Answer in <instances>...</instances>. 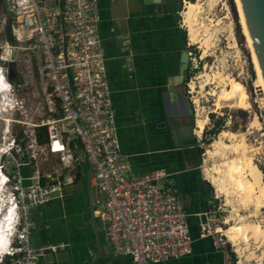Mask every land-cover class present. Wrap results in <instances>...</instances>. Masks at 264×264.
<instances>
[{
    "label": "built area",
    "instance_id": "obj_1",
    "mask_svg": "<svg viewBox=\"0 0 264 264\" xmlns=\"http://www.w3.org/2000/svg\"><path fill=\"white\" fill-rule=\"evenodd\" d=\"M99 19L97 0H0V223L13 230L0 248V264H38L43 252L59 253L63 242L32 241V209L60 196L80 164H87L95 193L92 215L103 224L113 252L128 254L131 264H145L191 250L183 201L168 182L169 172L163 167L134 171L121 151ZM7 24L11 43L5 38ZM16 49L26 56H15ZM192 58L188 50L189 66ZM8 61L17 66L13 80L7 76ZM21 84L45 107L39 121L18 111L23 98L15 90ZM40 125L46 131L43 141L37 139ZM254 136L259 137L257 131ZM42 154L58 158L57 165L43 170ZM216 197L211 193L197 225L230 264L223 207Z\"/></svg>",
    "mask_w": 264,
    "mask_h": 264
},
{
    "label": "crops",
    "instance_id": "obj_2",
    "mask_svg": "<svg viewBox=\"0 0 264 264\" xmlns=\"http://www.w3.org/2000/svg\"><path fill=\"white\" fill-rule=\"evenodd\" d=\"M97 5V30L121 151L134 171L163 167L169 172L168 182L182 198L192 236L188 254L145 264H224L225 256L210 236L199 234L197 225L211 192L198 167L192 115L181 112L175 96L182 94L179 58L186 41L179 1L97 0ZM70 184L60 196L32 209V241L64 243L57 255L50 251L51 258L43 252L38 264H131L128 254L110 249L102 224L95 228L100 221L92 212L91 219L86 209L85 178L77 174Z\"/></svg>",
    "mask_w": 264,
    "mask_h": 264
},
{
    "label": "rangeland",
    "instance_id": "obj_3",
    "mask_svg": "<svg viewBox=\"0 0 264 264\" xmlns=\"http://www.w3.org/2000/svg\"><path fill=\"white\" fill-rule=\"evenodd\" d=\"M178 1L179 12L180 10H184L186 1L197 2L199 6L198 20L202 28L200 33L201 38L204 39L203 42L194 43L188 40L187 29L183 25V18L179 13V22L186 40L183 50H191V56L193 57L190 60V66L185 71V74L188 73V75H186L185 80L181 82L180 88L182 94H184L193 109L191 119L194 127L198 128L199 124L205 123L200 133L201 135L198 136L196 141L199 150L198 167L203 172L204 167L217 163L223 159L221 158L222 155L219 154L207 157V154L204 153L207 145L212 142V140L216 139L220 132H242L244 133L246 142L249 143L253 150L249 151L247 156L251 158L252 162L257 164L264 176V141H262L260 136H254L253 133L257 130L248 127V122H250L254 116L259 117L262 121V108L259 102V95L257 94L258 81L251 51L248 44H246V37L242 32L240 16L235 1ZM207 35L208 37L210 36L209 44L205 41ZM16 50L15 56H26L19 49ZM13 66L17 67L15 63ZM17 81H20L18 76L15 79V82ZM223 87H225L226 93L224 94L225 96H220V91ZM15 91L17 96L23 98V102L20 103L18 107V111L22 115V118L27 119L30 115H33L34 118H32V120L39 121L41 117H45V107L43 103H37L23 84ZM219 116L223 119L221 126L215 133L209 132L213 127V120ZM236 144L237 143L233 144V150L237 149ZM226 151L223 152L225 156L230 158L233 157L236 163L241 162L237 158L239 154L234 156L235 153L233 154L231 151ZM57 161L58 158L53 155L45 156L42 154L38 158V163L43 170L51 169L53 165H57ZM86 165L87 164H80L78 167L76 166L77 168H75L73 172L85 178ZM228 172L229 171L220 172L218 176H224ZM208 184L210 192H215L217 194L218 199L216 197V201L220 202L223 207V229L228 227L229 224L234 226L238 225V222L243 221L244 218L245 221L258 222L264 225V207L257 210H254L252 206L249 207V205H247V207H242L243 204L240 202L238 203L237 200L238 196L236 193H238V191H229V195H225L220 193L210 181H208ZM71 185L72 184L67 185L65 189L71 188ZM101 224L102 223L97 222L94 223V226L95 228H101ZM240 224H242V222H240ZM33 235L34 233L32 236ZM248 241H245L246 243L244 241L240 242L242 256H239L234 251L235 247L232 245L231 241H227L229 250L234 253L233 260H230V264H256L257 259H262L260 262L264 264V241L259 244H255L256 242H254L252 238ZM250 252L251 254L249 256Z\"/></svg>",
    "mask_w": 264,
    "mask_h": 264
},
{
    "label": "bare ground",
    "instance_id": "obj_4",
    "mask_svg": "<svg viewBox=\"0 0 264 264\" xmlns=\"http://www.w3.org/2000/svg\"><path fill=\"white\" fill-rule=\"evenodd\" d=\"M234 1L239 12L240 21L242 25V32L246 37V44H248V47L251 51L252 61L254 63V69L257 75V81H258L257 94L262 97L261 101L259 100V102L261 108H264V80L262 78L258 66L257 58L253 50L250 35L245 23V19L241 10L239 0H234ZM198 12H199V6L197 2L194 3L191 1H186L184 10L181 11V15L183 18V25L187 29L188 40L192 43L203 42L204 40L203 38H201L200 30L202 28H201V23L198 20ZM205 41L207 44H209L210 36L208 37L207 35ZM220 92H221L220 96H223L226 93L225 87H223ZM248 123H249L248 127L257 130L260 138L262 139V141H264L263 121H261L259 117L254 116V118ZM204 125H205L204 122L198 125L197 128L198 136L201 135L200 133L202 132ZM193 131L195 133V127H193ZM253 134L255 135L256 132H254ZM235 143H237L236 144L237 149L233 150L232 146ZM226 150L233 152V154L235 153L234 156H236V154H239L237 158L241 162L236 163L234 162L233 157L230 158L225 156L223 152ZM251 150L252 147L249 145V143L246 142L244 133L242 132L233 133L230 131L220 132L217 138L212 140V142H210L207 145L206 151L204 153L207 154V157H211L214 154H219L222 155L221 158L223 159L217 163H213L212 165L204 167L203 175L211 182L213 186H215L220 191V193L229 195V191L230 192H233L234 190L238 191V193H236V195L238 196L237 198L238 203L240 202L241 204H243L244 206L242 205V207H247V205H249V207L252 206L254 210H257L260 209L261 207H264V176L262 175L261 173L262 171H260L257 164L252 162L251 158L247 156V153ZM226 171L229 172L226 173L224 176L221 175L218 176L220 172H226ZM240 222H242V224H240ZM9 230H10L9 227L7 226L4 227L3 223H0V248H3L7 240L9 239L10 237ZM224 232L228 240H230L232 245H234L235 247L234 251L239 256H242V247L240 243L241 241L245 242L248 241L250 238H252L253 241L256 242L255 244L263 243L264 241V225L258 222L245 221V218L243 221H239L238 225L236 226L229 224V226L225 228ZM250 254L251 252L249 253V256ZM260 260L257 259L256 264H262Z\"/></svg>",
    "mask_w": 264,
    "mask_h": 264
},
{
    "label": "water",
    "instance_id": "obj_5",
    "mask_svg": "<svg viewBox=\"0 0 264 264\" xmlns=\"http://www.w3.org/2000/svg\"><path fill=\"white\" fill-rule=\"evenodd\" d=\"M239 3L250 35L253 50L257 58L258 66L262 78L264 80V0H239ZM5 38L8 43L12 42V37L10 36L9 33L8 24L5 26ZM179 59H180L179 78L181 81L183 80V75H184L183 70L186 67L187 53L185 51H181ZM7 76L9 79H13L15 76L12 61H8L7 63ZM68 77H69V73H68ZM170 90L171 92H174L172 87H170ZM71 92H72V88H71ZM175 96L177 100L180 102L181 112L187 115H192L193 109L189 104L188 100L186 99V97L179 92L178 93L175 92ZM261 99L262 97L259 96L260 101ZM261 113H262L261 117L264 125V108H262ZM191 128L192 126L190 124L186 126V130L189 131L188 134H190ZM85 175H86L85 183L88 191L90 186L87 179L88 168L86 169ZM89 214H90V218L92 219L91 205H89ZM45 254H47V256L51 258L52 253L50 251H46Z\"/></svg>",
    "mask_w": 264,
    "mask_h": 264
},
{
    "label": "trees",
    "instance_id": "obj_6",
    "mask_svg": "<svg viewBox=\"0 0 264 264\" xmlns=\"http://www.w3.org/2000/svg\"><path fill=\"white\" fill-rule=\"evenodd\" d=\"M186 75H188V73L185 74V78H186ZM185 78H184V80H185ZM222 120L223 119L220 116L217 117L216 119H214L213 120V127L209 130V132L215 133L218 130V128L221 126ZM45 138H46L45 126H43V125L37 126V139H38V141H43ZM229 256H230V260H233L234 253L231 250H229Z\"/></svg>",
    "mask_w": 264,
    "mask_h": 264
},
{
    "label": "flooded vegetation",
    "instance_id": "obj_7",
    "mask_svg": "<svg viewBox=\"0 0 264 264\" xmlns=\"http://www.w3.org/2000/svg\"><path fill=\"white\" fill-rule=\"evenodd\" d=\"M182 51H185L187 53L186 67L183 70V74H184L183 75V80H184V78H185V71L189 67V61H188V50H182ZM183 80H181L180 82H182ZM195 133L197 135V127L195 128ZM84 191H85V195H86V202H85L86 203V209L89 212V205H91V211H92V201H93V195H92V188H91V186H89V190L87 191V186H86V183H85Z\"/></svg>",
    "mask_w": 264,
    "mask_h": 264
},
{
    "label": "clouds",
    "instance_id": "obj_8",
    "mask_svg": "<svg viewBox=\"0 0 264 264\" xmlns=\"http://www.w3.org/2000/svg\"><path fill=\"white\" fill-rule=\"evenodd\" d=\"M12 231H13V230H10L9 235H11Z\"/></svg>",
    "mask_w": 264,
    "mask_h": 264
}]
</instances>
